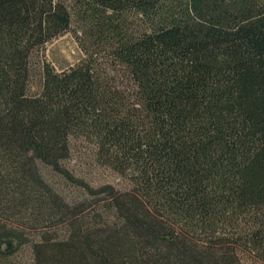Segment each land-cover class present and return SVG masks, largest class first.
Returning <instances> with one entry per match:
<instances>
[{"label": "trees", "instance_id": "16d2710c", "mask_svg": "<svg viewBox=\"0 0 264 264\" xmlns=\"http://www.w3.org/2000/svg\"><path fill=\"white\" fill-rule=\"evenodd\" d=\"M25 254L264 264V0H0V264Z\"/></svg>", "mask_w": 264, "mask_h": 264}, {"label": "rangeland", "instance_id": "374dc122", "mask_svg": "<svg viewBox=\"0 0 264 264\" xmlns=\"http://www.w3.org/2000/svg\"><path fill=\"white\" fill-rule=\"evenodd\" d=\"M81 57L82 53L71 34H65L54 40L46 46L44 52V60L57 72L72 67L81 59ZM69 167L79 171L80 175H84L93 187L104 183L117 184L119 181V179L111 175L104 167L92 164L90 151H72V159L69 162ZM47 176L55 182V187L60 191H63L67 196H77V192L72 187L53 177L49 171H47ZM27 258L28 256L25 254L23 258L20 259L19 263L25 264Z\"/></svg>", "mask_w": 264, "mask_h": 264}]
</instances>
